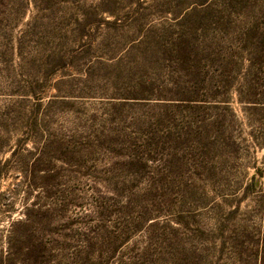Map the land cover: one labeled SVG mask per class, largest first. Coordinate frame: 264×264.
Segmentation results:
<instances>
[{
	"label": "rangeland",
	"instance_id": "1",
	"mask_svg": "<svg viewBox=\"0 0 264 264\" xmlns=\"http://www.w3.org/2000/svg\"><path fill=\"white\" fill-rule=\"evenodd\" d=\"M0 264H264V0H0Z\"/></svg>",
	"mask_w": 264,
	"mask_h": 264
}]
</instances>
